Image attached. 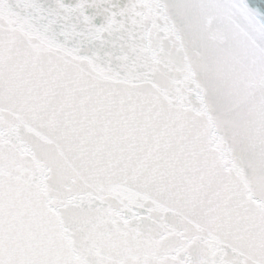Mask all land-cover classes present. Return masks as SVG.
<instances>
[{
  "label": "snow or ice",
  "instance_id": "snow-or-ice-1",
  "mask_svg": "<svg viewBox=\"0 0 264 264\" xmlns=\"http://www.w3.org/2000/svg\"><path fill=\"white\" fill-rule=\"evenodd\" d=\"M0 264H264V0H0Z\"/></svg>",
  "mask_w": 264,
  "mask_h": 264
}]
</instances>
